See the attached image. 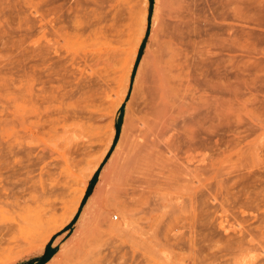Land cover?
<instances>
[{
  "label": "rangeland",
  "instance_id": "obj_1",
  "mask_svg": "<svg viewBox=\"0 0 264 264\" xmlns=\"http://www.w3.org/2000/svg\"><path fill=\"white\" fill-rule=\"evenodd\" d=\"M148 11L149 0H0V172L10 161L25 168L16 167L9 182L5 173L0 176V218L12 219L0 222V252L15 240L18 222L43 216L32 240L36 246L3 254L0 264H43L61 246L74 250L75 264H230L239 245L249 246L253 238L264 243V0H152L149 22ZM88 18L94 33L86 40L89 31L74 29ZM173 22L182 27L166 57V138L174 161L163 158L121 176L105 211H90L84 227L74 216L44 244L43 233L74 206L90 167L108 160L113 128L132 130L143 115L149 75ZM91 48L93 70L86 74L72 132L58 128L53 141L58 156L47 154L40 166L14 156L10 144L24 133L10 114L15 99L28 111L38 90L50 95L51 86L80 78L73 59L80 61ZM24 118L29 125L35 121L33 113ZM40 167L51 174L44 191L37 183ZM222 210L228 230L217 226ZM230 224L244 235L236 226L229 230ZM262 255L255 264L264 263Z\"/></svg>",
  "mask_w": 264,
  "mask_h": 264
},
{
  "label": "bare ground",
  "instance_id": "obj_2",
  "mask_svg": "<svg viewBox=\"0 0 264 264\" xmlns=\"http://www.w3.org/2000/svg\"><path fill=\"white\" fill-rule=\"evenodd\" d=\"M89 18H91V17H89ZM89 18H88V20L86 19L87 21L84 23V25H82V26L80 25V27H78V25H76L75 26L76 29H74V31L77 30V32H81V33H85L87 31H89L87 34L86 40L91 39V36L94 33L92 30V26L94 27V23H93L94 21L91 22V20H89ZM100 20H101V18H98L96 20V22L98 23V21H100ZM144 21H145V17L143 16V18H142L143 24L145 23ZM154 22H155V20H154ZM152 25H153V21H152ZM172 28H173V30H172L173 32H172L171 36L169 37L168 43L161 49V51L159 49L160 47L158 48L160 52L156 56V59L153 63L152 70H151V73L149 75V80H148V83H147L146 89H145V97H144L145 98V108L143 110V115L140 118L134 120L132 130H129L128 125H124V124L121 125V131L119 133V138L116 140V143L114 142L115 144L113 146V151H111V153L109 154L108 160L101 165L98 180L96 181L94 188H93L92 192L90 193L89 197L87 198V201L83 205L81 211H79V216L76 218V223H81L82 227H84L86 225L87 220H86L85 216L90 211L94 210V211H98V212H103L108 208L109 203H108L107 198L110 194V191L113 187L114 182L118 178H120L123 175L139 172L140 170H142L143 168H145L149 164L156 162V161H160L161 159L163 160V158L168 157L169 159H171V160L173 159L172 161H174V158L176 157V153L174 152L175 149H172L169 146V144L167 142V138H166L168 136V134H170V133H168L169 132V129L167 126V118L168 117H167V111H166V107H165V104H167V103H165V100H166L165 95L167 93V82H168L167 70H168V66H169V65L167 66L168 61H166L167 60L166 57H168L169 54L173 52V49H174L176 42H177V39L182 34L181 33L182 27L176 26L175 23L173 22ZM97 33H101L103 35L102 38H105L103 32H97ZM81 35L83 36V34H81ZM140 35L142 36L143 33ZM166 36H167V34H166ZM168 36H169V34H168ZM140 38H139L138 43L136 45V50L139 47ZM63 40H64V38H63ZM196 41H198V40H196ZM53 45L51 44L52 48H53ZM101 50L105 51L106 49H104V48L103 49L102 48L97 49V51H101ZM136 50H135V53L133 55L131 63L133 62V59L135 57ZM204 52H205V50H204ZM216 52H217V50H216ZM92 54H93L92 48L89 50L84 49L83 54L80 57V61L76 62V60L73 59L72 65L75 67L73 70H74V72H76L80 76V78H77L75 76L73 78L72 82H66L67 83L66 85L60 84V86L59 85L58 86H51V88H49L50 89V91H49L50 95H45L43 89L38 90V92H36V94H35L36 95V99H35L36 103H33L31 106L29 104L28 106H30V108L28 111H25L26 109L24 110L23 107L18 103V99H15L16 101H14L15 102L14 112H13V114L12 113H10V114L13 115L15 126L19 127L24 133H23V136L21 138L18 137L17 139H15V142L13 144H10L11 149H16V151L13 152L14 156L21 155V158H24V160L30 159V160H32L33 164H36L39 166L42 164V161L45 159L47 154L50 158L54 157L55 154H56V156H58L57 155V152H58L57 148L58 147H57V144L53 143V141L55 140V138L57 136L58 128H61L60 130L64 133L72 132V129L70 126L73 124L72 122H74V120L76 118V114H77L76 109H77L78 104H79V98H81L82 95L85 93L86 74L92 72V70H93L92 57H91ZM200 54H201V52H200ZM142 58H145V57H142ZM172 59H173V57H172ZM142 63H143V61H142ZM140 72H141V64H139V66H138V69H137V72H136V75L134 78L135 79L134 84L137 82L139 75H141ZM146 79H147V77H146ZM53 81L61 82L62 79H53ZM169 89H171V88H169ZM136 91H137V89H136ZM166 98H167V96H166ZM31 102H32V100H31ZM36 105H37V107H35ZM24 106H26V105H24ZM27 113H33L34 114L35 121L31 122L30 125H29V123L27 124L28 119L24 118V115H26ZM69 121L71 123H69ZM12 122H13V120H12ZM2 123L0 122L1 125H2ZM6 123H8V121ZM5 126H7V125H5ZM15 126H14V128H15ZM46 126H47V130H45ZM16 132L17 131H15V133ZM18 133L21 134L20 131H18ZM114 133L116 134V131L113 128L110 142L112 141V137H113ZM12 135L14 136V134H12ZM44 135H47L46 139L43 138ZM1 136H2V134H1ZM8 136H9V134H8ZM17 136H19V135H16L14 137H17ZM8 153H11V151L9 150ZM173 153H175V154H173ZM10 164H11V161L7 164L5 163V165L3 167V169L5 170L4 173L6 174L3 178L4 180H8L9 177L15 173L16 167L18 168V170L25 169L24 163L22 161H19V162L16 161V163H12V165H10ZM98 164H99V161H96L90 167V170H89L90 175H89L88 180L82 181L84 188L82 189L81 194H79L80 195L79 198H77V200H75L74 206L70 209V211L62 219V221L59 223V225H57L56 227L49 229L43 233L44 244H46L48 241H50V239L53 236V233L55 231L65 227L69 222L72 221L74 216H76L78 208L80 207L81 200H82V198H83V196L87 190V187L89 185V181H90L91 177L93 176V174L95 173V171L97 170ZM50 165H51V162L47 163L45 165L44 169L47 168V166L50 167ZM44 169H43V167H40L38 175H37V179H38L37 183H38L39 189L41 191H44L46 189L47 182H49L50 175H51L47 171V169H46V172L44 173ZM4 173L0 172V176L3 175ZM46 175H49L47 180L45 178ZM8 182H9V180H8ZM212 200L217 201L215 199V197ZM5 205L10 206L9 203H5ZM86 206H88V207H86ZM222 211H221L222 214H220L221 217H219L220 215L218 216L219 221L217 222V224H218L217 226H219V228H223L225 230H228V228H227L228 227L227 224H229V222L227 221L228 217L226 220H225V217H223V216H225L223 213H227V212H225V211L222 212ZM237 211H239V210H237ZM251 211L253 212V210H251ZM1 213L7 214L8 212L6 210H4ZM248 213H251V212H248ZM241 214L242 213L240 212V215ZM233 217H235V216H233ZM1 218H0V222L3 221V224H4V222H7V221L9 222L12 220L11 217H8V216H3V217L1 216ZM42 218H43L42 215L36 213L33 215L32 219H25V220H22L21 222H18L16 224L17 235H15L16 236L15 237L14 236L15 233H14L13 237H12V238L15 237V240L12 242V244L8 243L9 245L7 246V248H5V249L2 248V250L3 249L4 250H3V252H0V254L2 253L0 256H3V254H13L15 252H20V251L24 250L25 246H33V248H34L36 245L34 244L35 242L32 243V240L35 237V232L38 228L40 221H42ZM228 220L230 221V219H228ZM223 223H226V224L224 225ZM234 224L237 225L239 223L238 222L236 223V221H235ZM236 225L230 224L229 230H231ZM238 227L241 228L240 226H238ZM236 228H237V226H236ZM233 230L235 231L236 229H233ZM239 230L240 229H238V231ZM78 231L80 232V229ZM249 231H248V233H249ZM240 232H241V230L239 231V233ZM243 232L244 231H242L241 233L243 234ZM246 235H248V234H246ZM249 235H250V233H249ZM248 239H249V237H248ZM253 240H255V239L253 238ZM253 240L250 241L251 244H252ZM58 241H59V239L56 238L53 245L57 244ZM32 244H34V245H32ZM251 244H249V246L244 245L245 247H243V245H239L237 248L238 252L235 253L237 255H233L232 259L230 258L231 259L230 264L231 263L232 264H255L254 262H255V260H257L258 256L264 254V243H262V244L258 243V245H256L255 243H254L255 245H253V244L251 245ZM76 247H77V249H80L79 243L76 245ZM73 251L74 250H72L71 252H68L66 250H63L62 246H61L43 264H75L74 259L71 258V256L73 255ZM231 252L232 251H230L229 253H231ZM233 252H235V250H233ZM222 256H224V255H222ZM11 257H12V255H11ZM229 257H231V256H229ZM13 258H14V256L11 259H13ZM261 259H263V257ZM259 261L261 262V260L257 261L258 264H259ZM6 262L7 261L5 260V263ZM85 262H86V260H85Z\"/></svg>",
  "mask_w": 264,
  "mask_h": 264
},
{
  "label": "trees",
  "instance_id": "obj_3",
  "mask_svg": "<svg viewBox=\"0 0 264 264\" xmlns=\"http://www.w3.org/2000/svg\"><path fill=\"white\" fill-rule=\"evenodd\" d=\"M151 12H152V0H149L148 22L150 21ZM147 35H148V30H147V32H146L145 38H144V40H143V42H142V44H141V47H140V49H139V52H138V55H137V58H136L135 65H134V67H133V71H132L131 78L134 76V73H135V70H136V66H137V64H138V62H139V59H140L141 50H142V47H143V44H144V41H145ZM123 106H124V105L121 106V109L123 108ZM115 129H116V134H115L114 141H113V144H112V147H111V148H113V146H114V144L116 143V140H117V138H118V135H119V132H120V130H119V125H117V127H116ZM114 142H115V143H114ZM110 150H111V149H110ZM109 153H110V152H108L107 156L109 155ZM105 159H106V158H105ZM99 170H100V167L96 170L94 176L92 177V179H91V181H90V184H89V186H88V188H87V190H86V192H85V195H84V197H83V199H82V201H81L80 208H79L78 212L76 213L75 219L77 218V216H78V214H79V211L81 210V207L84 205L86 199H87L88 196H89V193H90V191H91V188H92V186H93V183H94L95 179H96L97 176H98ZM49 245H50V244H49ZM49 245H48V246H49ZM29 263H31V262H29ZM29 263H28V264H29ZM44 263H45V262H44Z\"/></svg>",
  "mask_w": 264,
  "mask_h": 264
}]
</instances>
